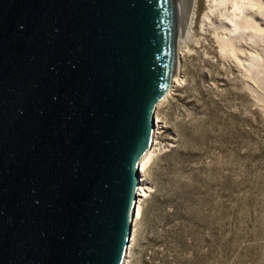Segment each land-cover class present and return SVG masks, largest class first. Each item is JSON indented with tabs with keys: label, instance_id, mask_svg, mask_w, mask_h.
<instances>
[{
	"label": "water",
	"instance_id": "water-1",
	"mask_svg": "<svg viewBox=\"0 0 264 264\" xmlns=\"http://www.w3.org/2000/svg\"><path fill=\"white\" fill-rule=\"evenodd\" d=\"M171 1L0 0V264H123L193 2Z\"/></svg>",
	"mask_w": 264,
	"mask_h": 264
},
{
	"label": "rangeland",
	"instance_id": "rangeland-1",
	"mask_svg": "<svg viewBox=\"0 0 264 264\" xmlns=\"http://www.w3.org/2000/svg\"><path fill=\"white\" fill-rule=\"evenodd\" d=\"M206 5L195 0L182 40L181 84L153 111L162 128L127 264H264V39L252 61L235 52L248 68L234 69L220 17L200 29Z\"/></svg>",
	"mask_w": 264,
	"mask_h": 264
},
{
	"label": "bare ground",
	"instance_id": "bare-ground-1",
	"mask_svg": "<svg viewBox=\"0 0 264 264\" xmlns=\"http://www.w3.org/2000/svg\"><path fill=\"white\" fill-rule=\"evenodd\" d=\"M206 6H207V11L202 15L200 20L201 31L203 32L206 29H212L214 27L213 25L214 16L215 15L219 16L220 17L219 24L217 27L214 28V30L215 32H217L219 29L223 31V33L218 34V37L216 38L218 44L220 45V50L224 54L223 55L224 58L222 59H225L226 62L229 63L231 67H233L234 69L240 71L241 73L244 72L245 71L243 67L244 62L238 60L234 53L235 52L245 53L247 51L253 52L252 54L250 53L248 54L250 56L249 58L250 61H252L253 59L252 57H256L255 55H253L255 53L254 49L256 48V44H257L256 39L258 36H259L258 38H260L261 36L262 40L264 39L262 36L264 34H261L264 32V0H207ZM194 8H195V0H193L190 11L187 16L186 29L179 36L178 57L180 62H181V57L184 53L183 51L184 49L183 50L181 49L182 40L185 41L186 39H189L191 36L190 29L192 28V23L194 22L193 21ZM246 31H249L250 34L249 33L245 34L244 32ZM243 33L247 36L244 37ZM223 34H226V37H224ZM244 38L245 39L247 38L249 42H244L243 41ZM227 47H233L234 51L232 52L229 51L231 52L230 54L226 49ZM247 63L248 62H246V64ZM244 66H247L248 68V65H244ZM180 74L181 73L179 69V73L173 78L170 92L166 96H164V98L156 106V109H158L159 106L163 102H165L167 98L171 96L175 87L179 85V83L181 82L179 77ZM257 82L260 83L258 80ZM158 118L155 117V122H153L155 128L152 130V143L148 147V149L146 150V152L144 153L142 159L138 164L139 185L137 186V193L135 196L136 199H135V204L131 219L132 229H131L130 239L126 247L123 264H127L132 245L135 241V225L141 215V204L143 202V199L150 192V188L149 186H147L148 183L146 181L145 174L148 165L151 163L158 147L156 135L159 134V130L162 128L160 127V121Z\"/></svg>",
	"mask_w": 264,
	"mask_h": 264
},
{
	"label": "flooded vegetation",
	"instance_id": "flooded-vegetation-1",
	"mask_svg": "<svg viewBox=\"0 0 264 264\" xmlns=\"http://www.w3.org/2000/svg\"><path fill=\"white\" fill-rule=\"evenodd\" d=\"M171 2H172V4L174 5V0H172Z\"/></svg>",
	"mask_w": 264,
	"mask_h": 264
}]
</instances>
